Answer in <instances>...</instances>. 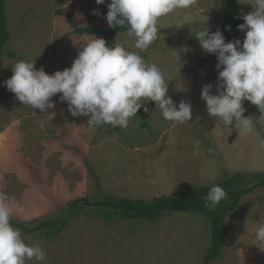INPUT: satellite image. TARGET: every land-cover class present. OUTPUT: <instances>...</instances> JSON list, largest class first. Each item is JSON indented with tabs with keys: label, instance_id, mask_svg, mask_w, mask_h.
<instances>
[{
	"label": "rangeland",
	"instance_id": "obj_1",
	"mask_svg": "<svg viewBox=\"0 0 264 264\" xmlns=\"http://www.w3.org/2000/svg\"><path fill=\"white\" fill-rule=\"evenodd\" d=\"M6 1L11 32L7 49L16 56L0 58V198H6L13 213L10 223L25 243L39 244L46 252L43 262L26 264H227L229 246L218 259L206 261L211 225L204 215L174 211L155 220L120 219L111 208L94 204L69 209L84 196L91 202L105 195L152 199L188 192L239 171L264 172V116L258 107L243 102L254 130L239 136L235 128L209 116L201 99L207 84L217 94L218 60L201 49L195 35L221 26L224 7L215 0H195L189 8L159 18L157 39L143 52L126 32L118 35L121 46L160 67L168 96L177 105L181 100L190 103L192 120L168 121L155 102H147L149 111L141 108L127 127L89 128V117L71 116L59 99L62 94L52 97L55 107L42 113L18 101L4 82L21 60L34 62L49 75L71 67L82 44L103 38L76 29L109 28L111 0L100 5L95 0ZM240 1L253 11L246 3L250 0ZM234 39L243 43L244 33ZM252 195L264 197V188ZM57 217L68 222L59 234L23 229Z\"/></svg>",
	"mask_w": 264,
	"mask_h": 264
},
{
	"label": "clouds",
	"instance_id": "obj_2",
	"mask_svg": "<svg viewBox=\"0 0 264 264\" xmlns=\"http://www.w3.org/2000/svg\"><path fill=\"white\" fill-rule=\"evenodd\" d=\"M104 4L105 0H95ZM195 0H111L107 5L106 21L109 28H126L134 38V48L147 50L157 39L159 18L177 9H187ZM253 11L242 13L244 23L237 26L244 33L239 39L225 42L219 29L210 33L206 27L197 32L203 51L214 54L218 63L216 93L212 84L203 86L201 99L206 102L209 116L222 121L225 127L235 128L239 136L254 130V119L245 117V100L258 107L264 116V0H250ZM93 14H98L94 10ZM187 52L188 49L184 48ZM179 56V54H178ZM13 75L4 83L23 105L40 112L55 107L52 97L66 102L73 117H89L87 127L111 125L127 127L129 119L147 102H155L156 109L168 121L183 124L192 120V106L183 100L177 105L168 96L167 82L160 67L147 63L137 52L120 44L106 46L103 38H92L80 46L71 67L47 74L36 69L34 62L17 61ZM264 146V142L262 145ZM227 192L213 185L204 197L205 207L215 209ZM12 209L6 198H0V264L43 262L46 252L39 244H26L19 229L10 223ZM264 250V220L256 229L254 243Z\"/></svg>",
	"mask_w": 264,
	"mask_h": 264
},
{
	"label": "trees",
	"instance_id": "obj_3",
	"mask_svg": "<svg viewBox=\"0 0 264 264\" xmlns=\"http://www.w3.org/2000/svg\"><path fill=\"white\" fill-rule=\"evenodd\" d=\"M224 7L223 23L218 28L210 30V33L218 29L225 36V42L234 40L238 32L239 24L244 23L240 18L242 13H248L240 0H215ZM7 1L0 0V58L4 56L15 57L16 54L7 49L11 37L9 30V15L7 13ZM79 34L92 33L102 35L106 46L113 47L119 44L118 35L126 32V28H77ZM216 56V55H215ZM213 185H219L227 192V197L220 201L215 209L205 207L204 197ZM264 188V172H235L231 176L220 181L204 184L188 192H173L169 195H160L152 199L144 198H115L105 195L101 200L91 202L88 196L73 200L69 209L94 204L111 208L120 219L146 218L155 220L164 217L168 212L190 211L204 215L211 225V244L206 255V261L212 262L222 256L225 246L231 237L229 229V216L236 210L242 201L251 194ZM68 225L67 219L57 217L54 221H47L35 227H24L27 233H34L40 229H46V234L52 236L59 234ZM25 226V225H22Z\"/></svg>",
	"mask_w": 264,
	"mask_h": 264
},
{
	"label": "crops",
	"instance_id": "obj_4",
	"mask_svg": "<svg viewBox=\"0 0 264 264\" xmlns=\"http://www.w3.org/2000/svg\"><path fill=\"white\" fill-rule=\"evenodd\" d=\"M261 220H264V197L261 196H248L232 212L228 220L231 237L223 252L225 254L229 246L232 257L230 256L227 264L264 263V260L259 261V259H264V250L252 244Z\"/></svg>",
	"mask_w": 264,
	"mask_h": 264
}]
</instances>
